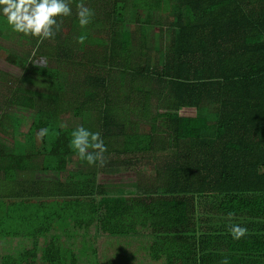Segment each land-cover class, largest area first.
Returning <instances> with one entry per match:
<instances>
[{"label": "trees", "instance_id": "1", "mask_svg": "<svg viewBox=\"0 0 264 264\" xmlns=\"http://www.w3.org/2000/svg\"><path fill=\"white\" fill-rule=\"evenodd\" d=\"M80 2L38 49L0 19V109L32 121L0 113V264H205L210 213L264 219V0H83L85 29ZM81 125L102 167L67 168Z\"/></svg>", "mask_w": 264, "mask_h": 264}, {"label": "clouds", "instance_id": "2", "mask_svg": "<svg viewBox=\"0 0 264 264\" xmlns=\"http://www.w3.org/2000/svg\"><path fill=\"white\" fill-rule=\"evenodd\" d=\"M72 0H0V19L11 31L36 42V49L45 40L53 39L62 26L63 18L72 16ZM76 20L85 29L94 17V11L86 7L83 0L77 5ZM85 35L77 37L83 43ZM35 51V50H34ZM48 129H41L37 135L46 136ZM69 149L89 166H103V155L107 146L99 132L91 131L83 125L71 131ZM228 234L233 240H240L248 234V229L240 224H231ZM221 264H229L224 258Z\"/></svg>", "mask_w": 264, "mask_h": 264}, {"label": "crops", "instance_id": "3", "mask_svg": "<svg viewBox=\"0 0 264 264\" xmlns=\"http://www.w3.org/2000/svg\"><path fill=\"white\" fill-rule=\"evenodd\" d=\"M26 110L7 106L0 109V113L14 114V118L21 119L22 126H25L28 120L30 124L32 122L30 118H20V115L30 114ZM209 216L211 221L205 228L210 231L211 238H205L201 245L202 251L210 255L205 264H221L224 258L229 260V264H264V219L222 218L216 212ZM231 224L246 227L248 234L238 241L233 240L228 234Z\"/></svg>", "mask_w": 264, "mask_h": 264}, {"label": "rangeland", "instance_id": "4", "mask_svg": "<svg viewBox=\"0 0 264 264\" xmlns=\"http://www.w3.org/2000/svg\"><path fill=\"white\" fill-rule=\"evenodd\" d=\"M148 34H149L150 42H153L155 30L153 28L150 29ZM39 61H40V66H43L47 62L46 58H41ZM113 78L114 79L118 78V73H116L113 76ZM0 83H1V81H0ZM2 84H4V83L0 84V93H3L4 89H5L2 86ZM1 98L2 97L0 94V100H1ZM158 105H159V103L156 100H153V102L151 104L152 114H155ZM29 124H30V121L28 120L26 122V125H25L27 127H25V129H23V130H26L28 128ZM163 165H164V163L162 160H153L149 157H143L140 160H133L132 159V161L129 162V164H127L125 167H121V168H126L128 170L137 171L139 173L140 185L148 187L152 184V181L155 177L153 171L156 169H158V170L162 169ZM88 167H89V165L86 163V161L80 160L78 158V156H73L67 165V168L69 170H74V171H85ZM148 171H151L152 173H149ZM54 176L55 175L37 173V174H34L32 177L47 182V181H54Z\"/></svg>", "mask_w": 264, "mask_h": 264}]
</instances>
